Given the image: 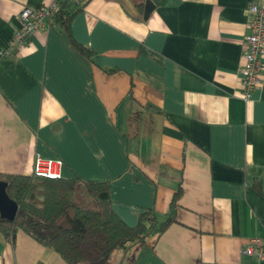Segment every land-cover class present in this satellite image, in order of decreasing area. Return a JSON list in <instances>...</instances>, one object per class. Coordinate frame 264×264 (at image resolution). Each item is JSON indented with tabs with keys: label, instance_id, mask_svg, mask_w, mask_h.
<instances>
[{
	"label": "crops",
	"instance_id": "0c3cea01",
	"mask_svg": "<svg viewBox=\"0 0 264 264\" xmlns=\"http://www.w3.org/2000/svg\"><path fill=\"white\" fill-rule=\"evenodd\" d=\"M47 1L0 0V173L59 158L61 177L109 181L129 226L146 209L166 219L180 188L175 221L110 264H264L241 252L264 239V59L247 101L239 72L250 0H149L141 20L89 0L69 31L47 23L2 55L21 10ZM77 200L93 206L82 184ZM0 264L67 263L18 230L0 231Z\"/></svg>",
	"mask_w": 264,
	"mask_h": 264
},
{
	"label": "trees",
	"instance_id": "16d2710c",
	"mask_svg": "<svg viewBox=\"0 0 264 264\" xmlns=\"http://www.w3.org/2000/svg\"><path fill=\"white\" fill-rule=\"evenodd\" d=\"M88 1H60L59 9L47 19V23L69 31L72 17ZM72 42L84 55H93L92 49L73 39ZM0 180L6 182V192L18 206L13 220L0 218L4 238L13 242L16 232L22 230L57 252L67 264H110L114 253L145 243L149 237L158 238L175 221L181 194L180 188L173 194L164 221H157L154 209H146L139 214L137 223L129 226L112 207L107 180L6 173H0ZM80 184L93 200L92 207L77 200Z\"/></svg>",
	"mask_w": 264,
	"mask_h": 264
},
{
	"label": "built area",
	"instance_id": "2783aa9c",
	"mask_svg": "<svg viewBox=\"0 0 264 264\" xmlns=\"http://www.w3.org/2000/svg\"><path fill=\"white\" fill-rule=\"evenodd\" d=\"M63 0H48L37 7H24L20 14L19 27L14 31L2 55H9L21 45H24L31 36L47 25V19L59 9ZM246 8L252 15L250 31L246 36L242 50L243 62L240 65V84L244 100H249L254 89L258 88L262 80L264 59V7L256 1L250 0ZM62 160L59 158L43 157L36 154L33 159L32 174L57 178L61 176ZM243 254L264 261V239L252 237L241 251Z\"/></svg>",
	"mask_w": 264,
	"mask_h": 264
},
{
	"label": "water",
	"instance_id": "95a60500",
	"mask_svg": "<svg viewBox=\"0 0 264 264\" xmlns=\"http://www.w3.org/2000/svg\"><path fill=\"white\" fill-rule=\"evenodd\" d=\"M80 1V0H77ZM145 2V5L149 8L143 18L137 11L136 4L132 2V0H119L122 7L126 10V12L134 19H145L150 12V1L149 0H136V2ZM6 182L0 180V218L6 220H13L16 216L18 206L17 203L12 200L7 192H6Z\"/></svg>",
	"mask_w": 264,
	"mask_h": 264
},
{
	"label": "rangeland",
	"instance_id": "374dc122",
	"mask_svg": "<svg viewBox=\"0 0 264 264\" xmlns=\"http://www.w3.org/2000/svg\"><path fill=\"white\" fill-rule=\"evenodd\" d=\"M164 219H165V217H161L160 214L158 215V221H159V222L163 221Z\"/></svg>",
	"mask_w": 264,
	"mask_h": 264
}]
</instances>
